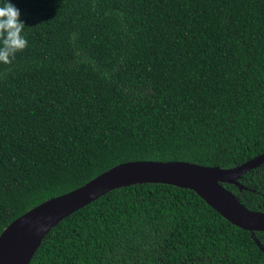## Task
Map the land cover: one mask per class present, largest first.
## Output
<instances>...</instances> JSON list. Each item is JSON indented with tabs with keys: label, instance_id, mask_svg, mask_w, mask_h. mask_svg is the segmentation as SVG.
<instances>
[{
	"label": "trees",
	"instance_id": "trees-1",
	"mask_svg": "<svg viewBox=\"0 0 264 264\" xmlns=\"http://www.w3.org/2000/svg\"><path fill=\"white\" fill-rule=\"evenodd\" d=\"M10 2L28 47L0 63V236L120 164L264 154V0ZM240 183L224 187L264 212V164ZM31 264H264V232L138 184L63 220Z\"/></svg>",
	"mask_w": 264,
	"mask_h": 264
},
{
	"label": "water",
	"instance_id": "water-1",
	"mask_svg": "<svg viewBox=\"0 0 264 264\" xmlns=\"http://www.w3.org/2000/svg\"><path fill=\"white\" fill-rule=\"evenodd\" d=\"M264 164V154L231 169L189 162L139 161L120 164L83 187L42 203L15 220L0 236V264H31L45 237L63 220L107 193L138 184H163L195 192L232 225L264 232V212L243 205L224 187L248 190L240 180Z\"/></svg>",
	"mask_w": 264,
	"mask_h": 264
},
{
	"label": "clouds",
	"instance_id": "clouds-1",
	"mask_svg": "<svg viewBox=\"0 0 264 264\" xmlns=\"http://www.w3.org/2000/svg\"><path fill=\"white\" fill-rule=\"evenodd\" d=\"M20 9L10 0L0 6V63L10 65L28 47Z\"/></svg>",
	"mask_w": 264,
	"mask_h": 264
}]
</instances>
